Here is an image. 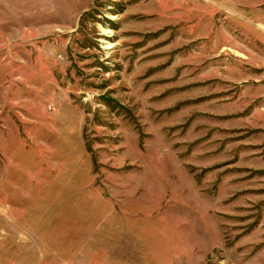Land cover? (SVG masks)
<instances>
[{"label": "rangeland", "instance_id": "1", "mask_svg": "<svg viewBox=\"0 0 264 264\" xmlns=\"http://www.w3.org/2000/svg\"><path fill=\"white\" fill-rule=\"evenodd\" d=\"M115 238L264 264V0H0V264Z\"/></svg>", "mask_w": 264, "mask_h": 264}, {"label": "crops", "instance_id": "2", "mask_svg": "<svg viewBox=\"0 0 264 264\" xmlns=\"http://www.w3.org/2000/svg\"><path fill=\"white\" fill-rule=\"evenodd\" d=\"M116 198H118V197H116ZM124 197H121L120 199H123ZM114 199V198H113ZM114 203V202H113ZM117 204L116 203H114V211L117 209L116 206ZM106 216V215H105ZM132 216V215H131ZM133 217H134V215H133ZM130 220L133 222V219L132 218H130ZM119 221H121V223H123V221H128L126 218H124V217H122V216H120V217H116L115 218V220H114V223H118ZM106 231H107V228H106ZM115 242L116 243H114V246H113V244L110 242V246H109V248H110V250H111V253H113V255L115 256V260L116 261H118V256H122V259L123 260H126L125 262H129V263H131V264H137L138 263V261H140V259H138L136 256H134V259L132 258L131 259V256H132V254L133 253H135V251L134 252H132V254H131V256H129L128 255V250H127V252H125V254L124 255H121L120 254V250H119V248L120 247H122V246H125L126 247V249H127V246L129 247V244H127L126 243V241H124V242H122V241H120L118 238H115ZM134 241L132 240V243H133ZM112 247H115V248H117V250L116 251H113L112 250ZM141 261H144V260H142L141 259ZM145 262L147 263V262H149V259H148V257H146V260H145Z\"/></svg>", "mask_w": 264, "mask_h": 264}, {"label": "bare ground", "instance_id": "3", "mask_svg": "<svg viewBox=\"0 0 264 264\" xmlns=\"http://www.w3.org/2000/svg\"><path fill=\"white\" fill-rule=\"evenodd\" d=\"M107 33V32H106Z\"/></svg>", "mask_w": 264, "mask_h": 264}]
</instances>
